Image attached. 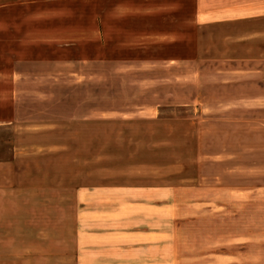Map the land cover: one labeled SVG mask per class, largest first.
<instances>
[{"label": "rangeland", "instance_id": "obj_1", "mask_svg": "<svg viewBox=\"0 0 264 264\" xmlns=\"http://www.w3.org/2000/svg\"><path fill=\"white\" fill-rule=\"evenodd\" d=\"M255 2L0 0V97L16 69L20 100L0 125V264H264ZM158 6L177 24L111 17ZM176 26L177 46L134 40Z\"/></svg>", "mask_w": 264, "mask_h": 264}, {"label": "crops", "instance_id": "obj_2", "mask_svg": "<svg viewBox=\"0 0 264 264\" xmlns=\"http://www.w3.org/2000/svg\"><path fill=\"white\" fill-rule=\"evenodd\" d=\"M119 12V9H117ZM178 7H173V6H165V7H156V8H152V9H143V8H138V7H129L127 9V14H117V13H112L111 17L114 18H120L119 21H122L123 18L125 17V15H127L126 17L128 18H140L143 17L146 20H149L150 22H159L162 20H173V18H175L176 24L178 22V17H179V13H178ZM114 12H116V10H113ZM122 11V10H120ZM241 14H246V18L248 17V13H253L256 12L257 13V17L260 15V13H264V0H262V2H260L259 0H256L255 3L250 4L249 6L247 5L245 8H241ZM208 11H203V10H198L196 12V15H203L205 13H207ZM242 16V15H241ZM125 17V18H126ZM242 18H244V16H242ZM117 19V20H118ZM139 20V19H138ZM254 21H252L253 23ZM256 28H252L250 31L246 30L245 33H241V37L242 38H246L248 39L249 37L254 36H260L259 35V30H260V26L259 25V17L256 19ZM180 26H183V18L180 19ZM97 27H98V34H99V45L101 49H105V47H107L109 44L105 41V37L103 34V19L99 18V20L97 21ZM262 27L264 28V25H262ZM255 31V32H254ZM133 35H136L134 38V40L137 39H144L147 40L146 44L147 46H157L160 47L161 45H165L167 46L168 44L171 46H177L178 43H180L183 40V31L181 30L180 32H178L177 26L175 28V30L171 29V28H155V27H151V29L149 31H147L146 33H135ZM258 41L260 40V38L257 39ZM108 44V45H107ZM140 43L138 42H131L128 43V46H133L134 48H138V45ZM142 44V43H141ZM116 46V45H114ZM118 47L120 48L119 44ZM104 64H112L117 62V59L115 58H107V59H103L101 61ZM19 72L16 69H11L7 74V76H9V78H11L13 84L11 86V89L3 94H1L0 97V112H3L1 115L5 114L4 118H0V125H9V124H13L15 123V117H16V112H17V107L19 104V97L17 95V88H16V78H17V74ZM27 128V127H26ZM16 159V157L12 158V162L10 164H12L14 162V160ZM6 167L9 165L8 163H6ZM2 165V163L0 164V166Z\"/></svg>", "mask_w": 264, "mask_h": 264}]
</instances>
